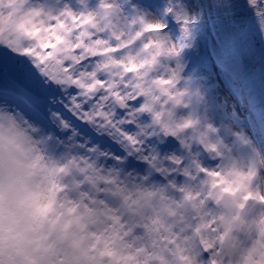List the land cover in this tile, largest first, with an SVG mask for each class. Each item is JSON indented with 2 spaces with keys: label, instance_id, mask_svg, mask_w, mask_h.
<instances>
[{
  "label": "clouds",
  "instance_id": "clouds-1",
  "mask_svg": "<svg viewBox=\"0 0 264 264\" xmlns=\"http://www.w3.org/2000/svg\"><path fill=\"white\" fill-rule=\"evenodd\" d=\"M177 2L153 12L141 0H4L0 47L15 41L73 78L105 65L98 75L112 91L145 109L147 137L118 156L54 112L46 128L0 102V264H264V152L242 131L232 143L219 135L196 77L184 75L189 45L170 28L147 30L167 26ZM93 50L105 54L71 60ZM153 136L179 150L161 151Z\"/></svg>",
  "mask_w": 264,
  "mask_h": 264
},
{
  "label": "snow or ice",
  "instance_id": "snow-or-ice-1",
  "mask_svg": "<svg viewBox=\"0 0 264 264\" xmlns=\"http://www.w3.org/2000/svg\"><path fill=\"white\" fill-rule=\"evenodd\" d=\"M3 3L4 0H0V15H3ZM141 4L157 12L156 5L159 4V0H141ZM243 4L244 0H201V7L206 13L234 11L236 13L232 17L234 19L243 17L244 8L239 7ZM260 4H264V0H247L245 7H256V15L261 17V23H264V8L259 7ZM101 7L111 8L110 5L103 3ZM195 8V4L190 0L185 2L179 0L165 9L168 14L167 26L161 25L154 29L149 25L147 30H167L171 21L175 19L182 25V34L187 35L189 25L198 19L199 14L195 13ZM35 14L40 13L37 11ZM140 22L143 23L142 20ZM133 23H136L135 19ZM141 36L142 32L137 31L131 40L125 42V47L130 46ZM96 43L99 45L103 41L98 40ZM78 47V44L74 45V48ZM144 47L148 48L149 44L145 43ZM157 48H160V45H157ZM111 51L118 52L119 49L114 48ZM17 52L20 54H14ZM104 54V51L93 50L92 57L72 56L71 60L73 63L85 64L88 60ZM168 54L179 53L169 50ZM26 55H33L36 59L30 61L25 58ZM43 61V56L31 53L28 49L21 50L15 41L10 40L6 48L0 47V102L15 105L30 119L46 128H56L49 119V115L54 112L58 119L62 120L65 129H78L84 136L91 137L93 142L101 145L107 142L108 146L115 142V146L122 148V145H126L138 151L136 145L139 144V138L147 137L146 126L142 124L139 115L145 109L135 107L139 100L134 95L112 91L103 76L98 75L103 72L105 65L97 63L96 73L82 71L80 78H73L64 74L60 68L45 66ZM117 63L127 70L122 61ZM93 78L94 82L90 83ZM123 87L127 88L129 85L125 84ZM60 134L67 135V132Z\"/></svg>",
  "mask_w": 264,
  "mask_h": 264
},
{
  "label": "rangeland",
  "instance_id": "rangeland-1",
  "mask_svg": "<svg viewBox=\"0 0 264 264\" xmlns=\"http://www.w3.org/2000/svg\"><path fill=\"white\" fill-rule=\"evenodd\" d=\"M96 2L97 0H90L91 6H95ZM190 2L195 4V13L199 15L198 19L189 25L187 35L182 34L175 19L171 21V32L189 45L183 51V59L187 61L184 75L191 74L196 77L194 81H189V84L193 87L200 86L203 93V107L214 125L219 126V135L232 143L237 141L233 132L242 131L264 152V34L261 33L257 15L251 6L245 7L247 0L239 6L244 8V15L239 19L232 18L236 15L234 11L206 13L201 7V0H190ZM216 25L218 37L215 46H210L208 41L215 37ZM209 48L219 54L220 62L238 86L239 98L225 88L219 71L210 58ZM186 50L195 51L194 58ZM192 58L195 62L191 64ZM142 119L147 121L148 117ZM168 138L172 139V137ZM146 142H149L148 138ZM151 144H155L161 150L157 139ZM101 146L107 147L118 156L125 155L123 148L119 152L106 143ZM171 150H179V148L170 146L168 151ZM240 150L247 151V148L245 146ZM129 157L135 160L134 157ZM205 160L212 163L206 157ZM135 161L141 165L128 161L129 166L144 167L142 162Z\"/></svg>",
  "mask_w": 264,
  "mask_h": 264
},
{
  "label": "bare ground",
  "instance_id": "bare-ground-1",
  "mask_svg": "<svg viewBox=\"0 0 264 264\" xmlns=\"http://www.w3.org/2000/svg\"><path fill=\"white\" fill-rule=\"evenodd\" d=\"M246 150V149H245Z\"/></svg>",
  "mask_w": 264,
  "mask_h": 264
}]
</instances>
